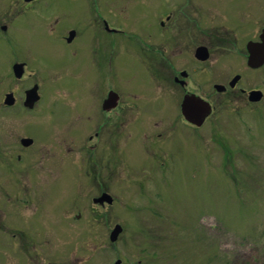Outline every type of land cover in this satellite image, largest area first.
Masks as SVG:
<instances>
[{"label":"rangeland","instance_id":"374dc122","mask_svg":"<svg viewBox=\"0 0 264 264\" xmlns=\"http://www.w3.org/2000/svg\"><path fill=\"white\" fill-rule=\"evenodd\" d=\"M251 1L245 0V6L251 7ZM256 2L262 9L264 0ZM23 4L24 0H0V23L6 25V31L0 29V97L30 82L15 79L11 69L14 58L26 56L28 70L36 69L44 79L31 75L32 81L44 84L38 102L43 112L36 115L41 122L0 127V264H112L118 258L121 264H264V101L247 106V99L238 95L215 93L214 111L191 129L178 116L182 93L177 86L167 79L160 85L157 79L151 82L150 77L157 76L156 68L152 72L156 64L144 69L139 64L146 58L134 56L141 55L136 38L158 31L156 14L165 7L161 1L44 0L36 7L42 12L26 11L9 21ZM87 7L91 12L97 8L112 23L120 22L128 33L100 36L85 25L82 12ZM121 10L126 16L117 13ZM71 27L78 31L74 49L60 43L61 32ZM120 35L128 38L121 40ZM94 45L106 56H122L119 72H110L107 61L106 69L99 68L100 91L106 75L117 87L140 88L136 103L144 107L134 116L138 122L132 124L130 136L121 139L122 150L118 144L116 184L110 192L115 202L104 207L91 200L97 190L84 171L87 160L71 152L49 164L34 161L40 183L32 189V170L25 184L15 173L16 166L33 161L32 149L3 153L4 142L11 152L24 135L35 143L53 135L55 128L44 122L51 119L46 112L50 100L56 117L67 110L66 103L82 106L90 101L96 93L94 83L79 82L78 61ZM118 45H126L128 53H121ZM28 70L23 71L25 77ZM56 77L73 92L62 91V84L54 83ZM247 77L250 85L264 90V66L256 80ZM158 87L165 91H154ZM122 92L124 101L134 103L129 91ZM82 123L79 129L87 131L88 124ZM146 126L148 132L142 133ZM160 131L162 136L156 137ZM115 224L122 230L111 242Z\"/></svg>","mask_w":264,"mask_h":264},{"label":"flooded vegetation","instance_id":"af4514ba","mask_svg":"<svg viewBox=\"0 0 264 264\" xmlns=\"http://www.w3.org/2000/svg\"><path fill=\"white\" fill-rule=\"evenodd\" d=\"M43 1H24V8H20L8 20L13 22L25 16L26 11H31L32 13L42 12L41 9L36 7ZM158 1H161L163 6H165L159 9L156 14L155 21L157 22L158 31L155 35L150 33L141 34V38L139 37L135 40V44L138 45L137 48L140 50L141 55L134 54V56H143L146 58V61L142 62L140 60L141 63L139 66L144 69L146 68V64H156L157 66L154 67L152 65V72L154 74L156 68L157 76L150 77L151 82L155 83V79H157L160 85L165 79L168 81L171 80V83L177 86L175 89L182 93L180 103L188 95L196 94L205 99L203 96L209 94V99L207 98L206 101L211 103L212 112L216 105L213 104L214 102L211 96L215 93H221L229 97L238 95L239 97L247 99V106L256 105L264 101V90L262 87L256 84L250 85V78L247 77L253 76L252 78L256 80L264 66V64L257 68L250 66L248 64L249 54L247 50L249 42L256 44V42L261 41V34L264 29V2L261 9L260 3L256 2V0L251 1V7L249 5L245 6V0ZM96 9L94 8V12H91V7L83 9L82 15L86 17L85 25L92 26L100 36L102 32L106 34L105 36L111 37H113L112 34L123 33L122 35H124L128 33L127 28L120 22L112 23L106 16L98 13ZM122 12L121 10V12L117 13L126 16V13ZM100 21H102L103 28L99 23ZM0 29L6 31V25L0 23ZM71 32L73 34L69 38ZM77 35L78 31L72 27L63 30L60 34V43H65L68 46L71 45L70 47L74 49L72 45ZM122 37H120L121 40L128 38L126 35ZM113 45H116V42H113ZM118 46L120 52L123 50L121 53H128L129 50L126 51V45ZM93 47L94 49H88L87 55L84 56L81 62L78 61L79 82L82 84L86 83L88 86L91 82L94 83L93 91L95 90L96 93L90 97V101L84 103L82 106H80L81 103L77 106L74 103V106L66 103L68 105L67 110L63 111L62 114H57L56 117V113L53 111L55 102L50 100L48 103L49 109L46 112L51 115V119L44 120V122L49 123L50 127L55 128L51 133L53 135L37 143H35L33 137L24 135L18 139L19 142L15 143L14 149L17 151H13V149L11 152L9 151L10 148L6 146V142H4L3 153L25 152L28 148L32 149L29 155L33 158V161L26 165L16 166L15 171L21 177V180H24L28 175V170L34 172V186L32 185V189L40 183H38V178L35 175L34 161L45 160L49 164V160L65 158L72 153L77 155L78 158L87 160L88 162L86 163L84 171L92 181L89 184L97 190V195L92 197L91 200L99 207H104L106 205H112L115 202L114 196L110 192L115 189L114 185L116 184L114 179V175H116L115 168L117 166L115 159L116 149L122 138L125 141L130 136L131 128H133L132 124L138 122L134 116L137 117V114L143 111L144 107L141 102L136 103L140 101V88L130 87L128 90H125L122 87H117L116 84L118 83L113 79H106V75L104 76V90L102 88V91H107V93L102 96V91H100L98 84L100 80L98 70L99 68L106 69L107 61L110 72H119L117 68L122 56L116 58L111 53L109 56H106L104 52H100V48L97 45ZM63 48L68 47L63 46ZM107 57H109L108 60ZM25 58H14L12 62L13 64L23 63V71H25L28 70V62ZM34 73L37 74V77L41 76L36 69L32 71L31 68L28 70L26 77L24 73L20 78L14 76L18 81L30 79L28 85L24 86L21 90L3 91L0 97V127L2 129L3 127H15L18 124L25 125L32 122H41V120L36 118V115L43 112L38 102L42 99L41 91L44 84L37 80H31V75ZM40 78L43 79V77ZM198 78L202 80V83L197 81ZM54 83L62 84L60 77L55 79ZM35 86L37 87L39 98L31 105L28 103L25 104L26 91ZM61 86L63 87L62 91L68 94L73 92L72 90H67L63 84ZM87 90L89 91V87ZM122 91H129L126 93L129 97H132L131 100L134 103H129L127 100L124 101L122 99L124 95ZM154 91L165 90L163 87H158ZM252 91L261 92L260 100L252 101L250 99ZM111 93L115 94L113 98H109ZM8 94L12 96L11 104H5V99ZM107 99L112 102L108 103ZM179 108L181 113V104H179ZM178 116H181L191 129L196 130L197 127L187 121L182 113L181 115L178 114ZM82 121L88 124L89 129L87 131L85 129L83 131L79 129L84 128ZM154 128L155 130L159 129L157 123ZM147 132L148 126L144 128L142 133ZM103 136H107V138H104L102 141H106L100 145L102 142H100V139ZM161 136L162 132L160 131L156 137ZM25 138L31 139V143L24 145L22 140ZM119 145L122 150V145ZM25 181L26 179L23 181L24 184ZM16 187L19 188L18 183H16ZM104 193L112 197L110 203L107 202V198H104L102 202H94V198H99ZM1 226L3 227L0 223ZM18 247L21 249L19 245ZM119 260L121 261V259ZM137 264H140V261H137Z\"/></svg>","mask_w":264,"mask_h":264},{"label":"water","instance_id":"95a60500","mask_svg":"<svg viewBox=\"0 0 264 264\" xmlns=\"http://www.w3.org/2000/svg\"><path fill=\"white\" fill-rule=\"evenodd\" d=\"M26 2L31 0H24ZM4 28V27H3ZM73 32H71L70 37H72ZM248 50V64L252 67H260L264 63V29L261 34V41L256 42H249L247 45ZM23 63H15L12 66L14 76L16 78H20L23 74ZM250 99L252 101L260 100L261 92L260 91H252L251 92ZM109 95V98L114 96ZM39 98L37 93V87L30 88L26 91V101L25 104H32L34 101H36ZM12 103V96L7 95L5 99V104H11ZM211 111V105L205 101L204 99L191 95V96H185L181 103V112L186 120L190 121L191 123L195 124L196 126H201L202 123L205 120V117L210 113ZM24 145L30 144L31 139L25 138L22 140ZM104 198H107V202L110 203L112 201V197L106 193H104L99 198H94V202H102ZM122 227L119 224H115L113 229L111 230L109 234V239L111 242L116 241L119 233L121 232ZM120 260H116L113 264H120Z\"/></svg>","mask_w":264,"mask_h":264}]
</instances>
